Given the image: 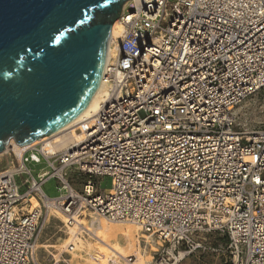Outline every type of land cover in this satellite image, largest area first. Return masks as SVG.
Instances as JSON below:
<instances>
[{
    "label": "built area",
    "instance_id": "obj_1",
    "mask_svg": "<svg viewBox=\"0 0 264 264\" xmlns=\"http://www.w3.org/2000/svg\"><path fill=\"white\" fill-rule=\"evenodd\" d=\"M118 20L107 98L75 142L55 154L36 143L0 168V264L59 263L40 245L51 209L136 223L164 242L150 264H176L210 233L226 237L221 264H264V120L243 129L234 113L264 90V0H129ZM42 160L50 170L35 177L28 164ZM52 178L54 198L43 190Z\"/></svg>",
    "mask_w": 264,
    "mask_h": 264
},
{
    "label": "water",
    "instance_id": "obj_2",
    "mask_svg": "<svg viewBox=\"0 0 264 264\" xmlns=\"http://www.w3.org/2000/svg\"><path fill=\"white\" fill-rule=\"evenodd\" d=\"M128 0H0V153L56 132L90 103Z\"/></svg>",
    "mask_w": 264,
    "mask_h": 264
},
{
    "label": "rangeland",
    "instance_id": "obj_3",
    "mask_svg": "<svg viewBox=\"0 0 264 264\" xmlns=\"http://www.w3.org/2000/svg\"><path fill=\"white\" fill-rule=\"evenodd\" d=\"M263 102L264 90H261L253 97L248 98L242 104H240L234 111L238 126H241L243 129L261 126V123L264 120V112L262 106ZM16 157L17 155L12 151L8 154L0 155V168L5 166V164L9 162V160H14ZM28 167L35 177H37L38 174L43 171L50 170L47 162L44 160H42V162L40 163L31 162L28 164ZM67 172L71 178H77L79 176V172L73 167L69 168ZM25 177V175H17L16 177L17 183L18 185H20L21 192H25L28 189V185L23 183ZM99 180L101 189L109 190L111 188V176H104ZM83 183V178L80 179V177H78L74 182V186L77 189H82ZM43 190L47 194V196L52 198L60 195V191L58 190V182L54 178L49 179L45 183V185L43 186ZM52 215H50L51 217L49 216L46 218V223L48 224L44 228L40 245L42 247H47V250L53 252V254L60 258L58 264H118L111 251L113 245H115V247H119V249H121L122 246L125 248L130 247L132 244L131 241L135 236L136 238H142L143 236L140 230L134 236H123L121 240H117L112 236H108L109 242L107 245L101 241L107 238L106 233L97 232L95 230V227L90 225L89 229L93 234L88 236L85 232H81L78 238H76L75 235L67 230L68 220L65 217L58 214V217H60V219L62 220L61 221L59 218L52 217ZM82 215L83 216H79V219L82 222L88 221L89 218L92 217L91 213H84ZM63 222H66L67 225H64ZM98 225L102 226L104 229L108 228V224L106 223H99ZM71 236L76 238V246L73 250L67 252L65 251L64 247L70 241H72L73 238ZM202 237L206 238V248L196 249L194 251H189V249L186 248H180L179 255L180 252L183 251L187 253V256L183 260L179 259L176 264H221L225 260L223 253L218 251L217 249L219 247V244L226 242V237H223L217 233L205 234ZM91 238L93 239V242L90 241ZM99 238L100 241L97 240ZM81 239L89 243L88 248L80 246ZM145 244L146 243L144 240L143 245ZM147 248L149 249V247ZM157 249L150 252L152 255V260L148 261L149 263H151L152 261L156 262L160 257L159 254H155ZM130 255H135L136 257L145 259L149 254H145L144 248L142 246H137L134 251L130 253Z\"/></svg>",
    "mask_w": 264,
    "mask_h": 264
},
{
    "label": "bare ground",
    "instance_id": "obj_4",
    "mask_svg": "<svg viewBox=\"0 0 264 264\" xmlns=\"http://www.w3.org/2000/svg\"><path fill=\"white\" fill-rule=\"evenodd\" d=\"M135 1L139 2L141 0H135ZM121 31H122L121 22L120 20H117L112 26V39L116 37H120ZM112 39H110V41H112ZM107 92H108V87L101 81V84L98 90L96 91V93L94 94V96L92 97L90 103L80 115H78L76 118H74L72 121H70L68 124H66L64 127L59 129L58 131L49 133L43 136L42 138L38 139L34 144L42 142L44 149L49 154H55L69 147L71 144H73V142H75L76 138L79 136L78 133L76 132L75 127L78 125L83 126L84 124L87 123V121L91 119V117H93L96 114V112L98 111L100 107V102L106 100L107 94H108ZM34 144L22 145L17 149L7 147L6 150L0 153V155H5L12 151L17 156H21L29 147H31ZM31 201L34 205L38 204V200L35 196L31 198ZM54 213L55 211L51 209L49 211V216ZM88 213H91L92 217H90L89 220L85 222L80 221L78 215H76L74 218L67 219L62 214L60 213L58 214L62 215L68 220L67 230L75 236L77 233H81V232H85L88 236L93 234L91 230L89 229L90 225L95 227V230L97 232H101V233L105 232L107 238L101 241L107 245L109 242L108 236L109 237L112 236L117 240H121L123 236H127V235L134 236L139 230L141 231L140 226L137 225L136 223L125 222V221H110L93 211L88 212ZM99 223L108 224L107 226L108 228L104 229L102 226L98 225ZM141 233L143 234L142 238H136L135 236L133 240L131 241L132 244L130 247L125 248L122 246V248L119 249V247H115V245H113V247L111 248V251L114 257L116 258V262L118 264L124 263L123 261L124 257L135 256V255H130V253L133 252L137 246H142L144 248L145 254L148 253L149 255H147L146 256L147 258L145 259H141L140 257L135 256L136 264H147L149 263L148 261L152 260V255L150 252L156 250L159 246L164 245V242L161 241L160 239L154 238L152 235H149L142 231ZM97 240L100 241V238ZM144 240L146 243L145 245H143ZM90 241L93 242V239L91 238ZM80 246L88 248L89 243L81 239ZM147 247H149V249ZM186 256H187V253L181 251L177 260L179 259L183 260Z\"/></svg>",
    "mask_w": 264,
    "mask_h": 264
},
{
    "label": "crops",
    "instance_id": "obj_5",
    "mask_svg": "<svg viewBox=\"0 0 264 264\" xmlns=\"http://www.w3.org/2000/svg\"><path fill=\"white\" fill-rule=\"evenodd\" d=\"M43 234V233H42ZM42 241V237H41V239H40V242ZM48 241V240H47ZM49 251V250H48Z\"/></svg>",
    "mask_w": 264,
    "mask_h": 264
}]
</instances>
